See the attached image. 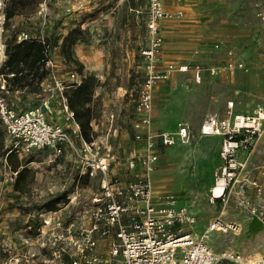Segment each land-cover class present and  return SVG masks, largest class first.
I'll return each instance as SVG.
<instances>
[{
	"label": "rangeland",
	"instance_id": "1",
	"mask_svg": "<svg viewBox=\"0 0 264 264\" xmlns=\"http://www.w3.org/2000/svg\"><path fill=\"white\" fill-rule=\"evenodd\" d=\"M186 1L178 0L184 8L183 16L162 22L163 46L159 62L161 66L168 62L200 64L204 69L203 79L196 83L193 71L173 72L171 77L159 82L153 101L154 107L156 104L165 106L161 101V86L166 85L172 92L182 87L177 102L183 114L180 123H189L192 130L189 143L177 141L169 150L192 155L190 174L186 175L185 171L181 178V186L186 187L184 198L177 201L171 196L179 205L187 204L195 209L198 221L186 229L199 234L221 213L225 220L242 223L240 232H214L210 242L216 251L231 247L248 256H264V221L251 215L233 195L226 204L219 200L209 201L208 189L214 180L212 166L217 162L220 142H202L199 132L207 115L227 116L238 110L251 112L264 102V23L257 15L264 0H195L198 4L195 8ZM147 19L148 0H43L30 17H15L8 31L9 35L19 28L49 36L56 44L57 78L69 82L73 72L80 73V67L83 73L93 72L97 76L95 95L99 107L93 122L94 136L100 141L110 132L111 148L102 146L101 150L116 156L112 172L118 171L121 178L134 177L141 169L138 166L129 171L125 163L134 151H141L144 143L134 137L133 122L136 116L134 98L146 72L147 60L141 50L150 42ZM170 21L176 22L177 27H171ZM188 23L194 26H183ZM175 31L188 35L173 38ZM171 40L197 43L199 52L208 58L200 61L185 49L176 52L180 59L161 61L162 52ZM64 42L68 44L71 58L63 47ZM229 52L244 61V69L232 70L227 66ZM212 67L217 73H211ZM185 84L189 85L188 89H183ZM7 95L15 107L31 108L39 105L48 93L41 88L30 91L26 87L9 91ZM230 98L235 99L232 112L227 109ZM51 102L55 110L49 120L65 126L80 144V132L68 118L61 97L56 93ZM172 107L165 106L168 111ZM169 157L162 155L153 173L161 167L168 171L176 166ZM251 157L250 174L259 176L264 170V131ZM13 158L19 167L28 168L30 182L24 191L16 190L11 170L0 157V264H42L44 251L34 233L25 227L33 216L24 211L25 207H43L56 194L66 192L67 202L57 205L58 214L65 221L80 220L81 214L93 206V196L101 188V176L83 177L78 181L81 163L70 151L55 156L51 149L43 148L28 154L15 152ZM163 160L168 163L163 164ZM32 252L36 253L33 257Z\"/></svg>",
	"mask_w": 264,
	"mask_h": 264
},
{
	"label": "built area",
	"instance_id": "2",
	"mask_svg": "<svg viewBox=\"0 0 264 264\" xmlns=\"http://www.w3.org/2000/svg\"><path fill=\"white\" fill-rule=\"evenodd\" d=\"M5 1L0 0V64L6 56ZM183 14L180 8L166 6L164 0H148L150 42L141 50L147 63L145 76L134 98L136 116L133 122L134 137L144 143L141 151H134L126 160L129 171L141 166L132 178L122 179L112 172V164L117 158L101 150L102 146L111 148L110 132L100 141L96 138L87 141L80 136L82 142L78 144L65 126L49 120V115H53L55 110L51 98L57 93L68 118L73 120L80 132L78 123L73 119V111L68 106L66 90L72 82L80 83L82 76L73 72L69 82L57 78L54 52L50 51L48 45L45 61L48 74L41 82V89L48 96L42 98L39 105L16 108L7 95L9 89L6 77L0 73V120L11 148L24 154L48 148L55 156L70 151L81 163L78 179L83 175L101 176V188L93 196V206L81 214L80 220L65 221L57 209L42 211L38 214V224L26 228L35 230L34 237L44 251L42 264H264V256H248L231 247L216 251L210 242L214 232H240L242 224L239 221L225 220L220 214L199 234L186 229L197 223L193 210L187 205H179L171 195L165 194L158 198L154 191L152 173L162 149L177 141L189 143L192 138V130L187 122L179 124L175 131L153 128L151 112L155 88L159 82L171 77L173 72L193 71L197 83L202 81L204 75L200 64L177 65L168 62L160 65L162 22ZM257 15L264 23V6L259 8ZM27 36L25 31L19 34V38ZM41 38L45 42L44 35ZM229 55V68H245L244 61L233 57L232 52ZM210 71L217 73L215 67ZM234 106L235 99L230 98L227 101L228 110L232 112ZM263 131L264 102L251 112L237 111L227 116L207 115L200 126L202 135L221 137V162L213 171L211 202L219 200L226 204L230 196L240 192L237 196L240 203L261 221H264V170L258 177H252L250 161ZM10 170L14 181L17 171ZM248 187L255 191L257 201L247 195ZM29 215L35 216V213ZM102 240L107 242L102 243ZM35 255L32 252L31 256Z\"/></svg>",
	"mask_w": 264,
	"mask_h": 264
},
{
	"label": "trees",
	"instance_id": "3",
	"mask_svg": "<svg viewBox=\"0 0 264 264\" xmlns=\"http://www.w3.org/2000/svg\"><path fill=\"white\" fill-rule=\"evenodd\" d=\"M43 0H6V24H5V59L0 64V73L4 74L7 80L9 91L23 90L26 87L30 91H37L41 88V82L46 78L48 71L45 68V61L48 57L47 45L51 52H54L56 44L52 43L49 36L44 35L45 42H43L40 34H35L26 30L17 29L14 33L8 35L9 26L12 20L17 16L30 17L32 12ZM25 31L28 33L27 37L19 38V34ZM65 51L71 58V53L68 51V44L63 43ZM72 61L82 65L77 59L72 58ZM9 76V74H12ZM82 78L80 83L72 82L66 90L67 103L69 108L73 111V119L78 123L80 129V136L87 141H92L94 136L93 122L96 119L99 107V99L95 95V89L98 85V78L93 72L83 73L80 67ZM17 108V107H16ZM25 109V108H20ZM16 151L11 148L7 141V135L4 126L0 120V157L4 158L8 166L13 171H17V176L14 180V187L18 191H24L28 186L30 180L28 179V168L19 167L20 165L15 161L14 153ZM88 175H83L81 179ZM81 179H78L81 180ZM67 197V198H66ZM68 196L66 192L56 194L50 198L44 206H27L24 211L27 214L35 213L30 221H28L26 228L29 225L36 226L38 224V214L42 211L56 210L57 205L61 202H67ZM37 213V215H36ZM36 217V218H34ZM32 233L35 230H28Z\"/></svg>",
	"mask_w": 264,
	"mask_h": 264
},
{
	"label": "crops",
	"instance_id": "4",
	"mask_svg": "<svg viewBox=\"0 0 264 264\" xmlns=\"http://www.w3.org/2000/svg\"><path fill=\"white\" fill-rule=\"evenodd\" d=\"M164 2L166 4V6H168L170 8H173V9L180 8V9H182L184 11V8L181 7L182 4H180L178 2V0H164ZM186 4L191 6V7H194V8L198 7L197 6L198 4L195 2V0H187ZM170 24H171V27H177L176 26L177 25L176 22L170 21ZM183 26L184 27H191V26H194V24L188 23V24L183 25ZM182 35H186L187 36L188 33H179L178 31H175V32L172 33V37L173 38H177V37H180ZM168 44L169 45L162 52L161 61H165V60H169V59H175V60L176 59H180L181 57L179 55H177L176 52L183 51L185 49L189 50L190 52H193L194 53L193 54L194 55L193 58H197L200 61H203V60L208 58V57L204 56L203 54H201L199 52V48H198L199 45L197 43H192V44L191 43H187V42L186 43H184V42L181 43V42H179L177 40L176 41L175 40H171V41H169ZM182 63H184V62L175 63V64L179 65V64H182ZM90 69H92V68H90ZM156 88H155V91H156ZM161 88L163 89L162 94H161L163 99L161 101L163 102V104L165 106L171 105L173 107L171 108L170 111H168L165 108V106H163V105L161 106L160 104H156L155 107H154V102H153V108H152V112H151L152 113L153 128L155 130L175 131V130H177L179 124L182 123V122L180 123V120L183 118L182 110L180 109V107L177 106V102H178V99H179V93H180L179 91L181 90L182 87H180L178 89V91H176V92H172L171 90L166 88V85L165 86H161ZM188 88H189V85L185 84V88H183V89H188ZM155 91H154V95H155ZM153 101H154V97H153ZM238 111H240V110H238ZM199 132H200V128H199ZM200 136H201L200 141H202V142H215V141L216 142H218V141L220 142L219 149H218L217 162L212 166V168L215 170V168H217L220 165V162H221V159H220V156H219V151H220V147H221V137L218 136V135H202L201 133H200ZM177 143L178 142H176L172 146L164 147L162 149V152H161V155H160V158H161L162 155H164V156H168L169 155L170 156L169 159L174 160L177 163L176 166H173L168 171L164 170L161 167V168H159L157 170V172L152 173V179H153V183H154V186H155L154 191H155V194L157 195L158 198L161 197L163 194H167V193L173 194L177 198L178 201H180V200H182L184 198L186 187L185 186H181V182H182L181 178H182V175L185 174L184 173L185 171H187L186 175L190 174V170H191L190 169V164H191L192 155L191 154L174 153L173 151H169V150H171V148L173 146L177 145ZM139 146H141V145L139 144ZM160 158H159V160H160ZM251 160H252V157H251ZM161 162L163 164L168 163V161H164V160L161 161ZM140 168H141V166H140ZM177 168H178V170H177ZM116 173L118 174L119 172L117 171ZM135 174L136 173H134V175ZM253 177H258V176H253ZM125 178H122V179H125ZM129 178H132V177H129ZM213 182H214V180H212L211 185L209 186V189H208V191H209L208 192V196H209V201L210 202H211V200H210V187L213 185ZM246 193H247V195L249 197H251V198L253 197L254 200L257 199V195H256L255 191L252 188L248 187L247 190H246ZM239 195H240V192H238L236 195H233V196L237 197ZM198 203H199V206L202 205L201 202H198ZM181 205H187V204H181ZM203 206H204V208H206L205 204ZM188 207L191 210H193V212L195 213V215L197 217L195 209L191 208L190 206H188ZM221 214H223V213H221ZM255 257H257V256H255ZM229 264H234V263H229Z\"/></svg>",
	"mask_w": 264,
	"mask_h": 264
},
{
	"label": "bare ground",
	"instance_id": "5",
	"mask_svg": "<svg viewBox=\"0 0 264 264\" xmlns=\"http://www.w3.org/2000/svg\"><path fill=\"white\" fill-rule=\"evenodd\" d=\"M168 195H169V193H167ZM170 195H172V196H174L173 194H170ZM175 197V196H174ZM175 199L177 200V198L175 197ZM178 201V200H177Z\"/></svg>",
	"mask_w": 264,
	"mask_h": 264
}]
</instances>
